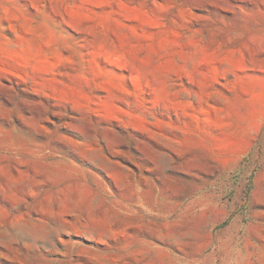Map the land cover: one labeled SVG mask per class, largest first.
Listing matches in <instances>:
<instances>
[{
	"label": "rangeland",
	"instance_id": "374dc122",
	"mask_svg": "<svg viewBox=\"0 0 264 264\" xmlns=\"http://www.w3.org/2000/svg\"><path fill=\"white\" fill-rule=\"evenodd\" d=\"M0 264H264V0H0Z\"/></svg>",
	"mask_w": 264,
	"mask_h": 264
}]
</instances>
